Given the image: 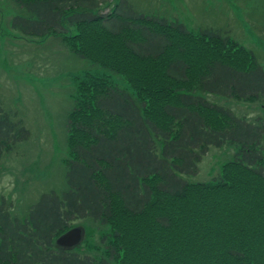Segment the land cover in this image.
I'll return each instance as SVG.
<instances>
[{
  "label": "trees",
  "instance_id": "trees-1",
  "mask_svg": "<svg viewBox=\"0 0 264 264\" xmlns=\"http://www.w3.org/2000/svg\"><path fill=\"white\" fill-rule=\"evenodd\" d=\"M15 1L28 18L15 16L13 29L60 37L132 92L108 76L80 81L67 118L65 190L41 194L22 220L0 203V264H264V118L250 123L192 93L264 101V70L252 55L125 0ZM177 35L217 51L192 77L184 58L167 55ZM15 116L0 107V154L29 137ZM232 144L238 150L214 182L184 178L198 174L209 147ZM75 219L109 227L99 259L55 246Z\"/></svg>",
  "mask_w": 264,
  "mask_h": 264
},
{
  "label": "rangeland",
  "instance_id": "rangeland-1",
  "mask_svg": "<svg viewBox=\"0 0 264 264\" xmlns=\"http://www.w3.org/2000/svg\"><path fill=\"white\" fill-rule=\"evenodd\" d=\"M125 1L144 16L184 25L194 37L207 31L217 33L250 53L264 70V0ZM15 16L28 18V12L15 0H0V107L15 114L14 121L29 131L27 139L0 154V203L12 217L22 220L41 194L50 191L61 194L65 190L69 159L67 118L75 108L80 81L86 79V74L108 76L117 87L130 92L132 89L123 76L70 53L60 37H28L13 29L11 21ZM173 38L174 47L167 55L184 58L189 63L191 77L217 53L214 43L180 35ZM224 58L229 62V57ZM192 93L250 123L264 118L262 100L223 98L197 90ZM156 109L153 106L150 115L164 124ZM237 150L238 146L233 144L209 147L198 165V174L184 178L190 183L214 182L222 165ZM219 211L214 210L213 217ZM70 227L83 228L84 234L81 245L68 250L92 260L103 255V243L106 245L108 240L102 237L110 234L108 226L91 223L89 219H75Z\"/></svg>",
  "mask_w": 264,
  "mask_h": 264
},
{
  "label": "water",
  "instance_id": "water-1",
  "mask_svg": "<svg viewBox=\"0 0 264 264\" xmlns=\"http://www.w3.org/2000/svg\"><path fill=\"white\" fill-rule=\"evenodd\" d=\"M84 234L83 228H72L56 240V245L64 249H73L78 246Z\"/></svg>",
  "mask_w": 264,
  "mask_h": 264
}]
</instances>
